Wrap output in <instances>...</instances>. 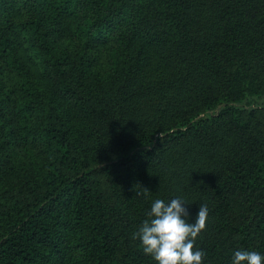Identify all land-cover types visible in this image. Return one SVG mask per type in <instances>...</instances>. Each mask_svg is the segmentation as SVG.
Returning a JSON list of instances; mask_svg holds the SVG:
<instances>
[{
  "label": "trees",
  "instance_id": "1",
  "mask_svg": "<svg viewBox=\"0 0 264 264\" xmlns=\"http://www.w3.org/2000/svg\"><path fill=\"white\" fill-rule=\"evenodd\" d=\"M261 101L264 0H0V264H154L178 197L204 264L264 256Z\"/></svg>",
  "mask_w": 264,
  "mask_h": 264
},
{
  "label": "clouds",
  "instance_id": "2",
  "mask_svg": "<svg viewBox=\"0 0 264 264\" xmlns=\"http://www.w3.org/2000/svg\"><path fill=\"white\" fill-rule=\"evenodd\" d=\"M149 191L144 189L143 195ZM182 198L170 202L156 199L142 222L133 234L140 241L145 256L151 257L154 264H204L205 252L195 247L197 239L206 230L209 210L201 204L194 223L189 222V213ZM231 264H264V256L257 251L237 250Z\"/></svg>",
  "mask_w": 264,
  "mask_h": 264
},
{
  "label": "rangeland",
  "instance_id": "3",
  "mask_svg": "<svg viewBox=\"0 0 264 264\" xmlns=\"http://www.w3.org/2000/svg\"><path fill=\"white\" fill-rule=\"evenodd\" d=\"M261 104H264V101H261Z\"/></svg>",
  "mask_w": 264,
  "mask_h": 264
}]
</instances>
